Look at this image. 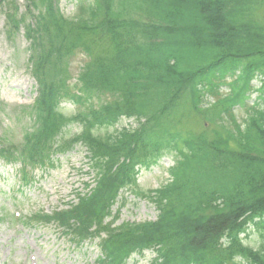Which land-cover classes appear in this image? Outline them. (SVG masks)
Segmentation results:
<instances>
[{
  "label": "trees",
  "instance_id": "1",
  "mask_svg": "<svg viewBox=\"0 0 264 264\" xmlns=\"http://www.w3.org/2000/svg\"><path fill=\"white\" fill-rule=\"evenodd\" d=\"M124 1L93 0L92 6L80 2L76 15L68 20L52 0H41L46 12L37 18L34 30L26 28L27 39L37 53L33 71L39 85L35 102L38 116L28 140L35 149L41 148V143L54 142L66 124L79 122L81 132L73 143L80 142L86 148L92 168L98 171L95 187L78 206L60 216L62 222L73 214L102 221L118 189L135 186V166L157 151L145 144L157 135L149 124L169 125L167 118L187 90L197 101L195 81L205 71H217L223 77L234 65L249 59L252 61L244 64L238 79L242 88L249 86L256 73L264 78V35L251 22L237 21V10L229 8L234 0H139L154 8L162 20L153 24L128 17ZM101 4L104 16L99 27L107 35L114 56L107 63L99 58L93 68L86 67L74 94L66 85L60 60L76 47L89 52L85 40L94 30ZM7 19L16 30L14 15L7 14ZM71 33L73 38H66ZM169 45L171 48L162 49ZM193 50L205 52L204 60L210 64L190 69L184 57L195 55ZM121 63L123 68L116 71L118 83H111L110 72ZM105 90L115 100L95 110L92 97ZM259 92L263 107L251 108L243 129L235 126L225 134L216 130L211 139L205 135L182 139L180 134L163 129L171 142L185 146L189 156L185 153V163L174 170V183L159 193L160 203H165L158 221L108 236L103 243L105 264H122L131 252L143 247H157L162 264H237L232 262L233 256L245 264H264V244L259 251H252L234 234L254 217L264 216V79ZM64 98L81 110L69 117L60 113L58 105ZM227 100L232 104L236 98ZM219 114L221 121L235 124L228 108ZM120 116H136L138 129L121 130L106 139L92 132L95 127L114 125ZM215 197L222 199L221 205ZM226 232L225 249L218 241Z\"/></svg>",
  "mask_w": 264,
  "mask_h": 264
},
{
  "label": "rangeland",
  "instance_id": "2",
  "mask_svg": "<svg viewBox=\"0 0 264 264\" xmlns=\"http://www.w3.org/2000/svg\"><path fill=\"white\" fill-rule=\"evenodd\" d=\"M33 1L37 2L38 0ZM11 2H15L18 6L17 18L26 13L27 4L25 0H5L4 2L0 0V137L7 135L8 140L13 142L18 140V128L21 129L23 126L29 125L28 119L21 117V109L23 106H29L33 103L36 96V85L29 72V44L24 39L22 29L12 39H8L6 35L4 12ZM75 4L76 0H57V6L65 17L73 15ZM231 7H236V5L231 3ZM236 8L239 10L238 15L243 20L251 21L264 29V0H256L247 7L242 5ZM41 10L42 8L38 7L32 13L36 15ZM26 20L31 21V18L26 17ZM84 62L85 57L81 52H77L69 60L70 85L76 83V78ZM230 80V77L224 78L225 84L220 85L218 90L220 95L230 94V87L227 85ZM213 82L216 83L217 80H213ZM252 84L255 86L257 82L254 81ZM198 89L200 90L199 86ZM254 96L246 99L247 106H251ZM214 99L213 96L207 94L203 98L201 106L209 108ZM60 108L67 114L75 110V106L67 102L61 104ZM183 109L180 115H182L185 124L190 127L193 135H196L194 132L200 134L206 129H209L208 131L217 129L218 125L203 124L202 120L200 121L188 106ZM214 113V110L209 112L210 115ZM233 113L236 119L235 125L241 124L240 126H243L242 123L246 119V112L244 113L243 108L236 106ZM135 126L133 119L123 118L108 131L112 132L122 128L133 129ZM207 126L208 128H206ZM73 132H75V128L68 129L66 136ZM55 160L54 167L41 172L39 183L30 189H24L25 193L24 191L22 193L16 191L15 188L12 190L10 171H4L0 168V174L5 175L2 176L4 179L0 180V264H84L85 261L94 258L95 255L93 254L83 256L84 250L77 252L66 250L68 244L55 239L56 234L52 231L38 229L32 235L26 234L20 231L17 224L14 226L10 222L13 208L22 210L23 214H28L39 207L45 211H50L62 200L73 201L74 196L67 195L65 198L69 190L81 191L83 183L91 182L92 176L88 174L85 165V152L81 148H75L63 156H57ZM171 161H173L172 156H167L157 166L143 170L138 177V186L143 190H149L158 187L160 183H164L165 176L163 173ZM122 196L125 202L118 210L119 222L153 219L155 217V211L148 201L138 199L133 195L127 196L125 200L124 195ZM38 205L39 207H34ZM117 207L118 205L113 208V211ZM261 236H264V231L250 227L247 231V237H244V242L253 248H258L261 244ZM145 253L144 258H134L133 260L137 261V264H147L148 259L152 258L153 254Z\"/></svg>",
  "mask_w": 264,
  "mask_h": 264
}]
</instances>
